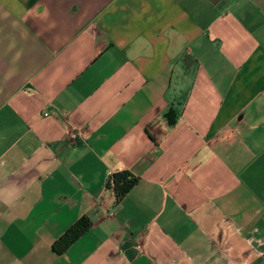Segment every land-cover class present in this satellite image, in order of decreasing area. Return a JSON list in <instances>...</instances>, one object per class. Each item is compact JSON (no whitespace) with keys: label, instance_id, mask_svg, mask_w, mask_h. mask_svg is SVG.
<instances>
[{"label":"crops","instance_id":"1","mask_svg":"<svg viewBox=\"0 0 264 264\" xmlns=\"http://www.w3.org/2000/svg\"><path fill=\"white\" fill-rule=\"evenodd\" d=\"M0 264H264V0H0Z\"/></svg>","mask_w":264,"mask_h":264},{"label":"trees","instance_id":"2","mask_svg":"<svg viewBox=\"0 0 264 264\" xmlns=\"http://www.w3.org/2000/svg\"><path fill=\"white\" fill-rule=\"evenodd\" d=\"M170 120V114L168 115ZM138 178L129 171H120L112 175L108 187L113 189L118 200L122 199L136 184ZM90 226V220L82 217L73 227H71L53 246L54 250L62 253L71 243L77 240Z\"/></svg>","mask_w":264,"mask_h":264},{"label":"built area","instance_id":"3","mask_svg":"<svg viewBox=\"0 0 264 264\" xmlns=\"http://www.w3.org/2000/svg\"><path fill=\"white\" fill-rule=\"evenodd\" d=\"M80 136V133L78 130H72L69 134V138L71 140V143H75L77 138ZM112 177V176H111ZM111 180V178H110Z\"/></svg>","mask_w":264,"mask_h":264}]
</instances>
